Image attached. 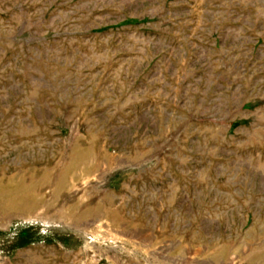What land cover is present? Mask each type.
<instances>
[{
    "label": "rangeland",
    "instance_id": "obj_1",
    "mask_svg": "<svg viewBox=\"0 0 264 264\" xmlns=\"http://www.w3.org/2000/svg\"><path fill=\"white\" fill-rule=\"evenodd\" d=\"M0 264H264V0H0Z\"/></svg>",
    "mask_w": 264,
    "mask_h": 264
}]
</instances>
